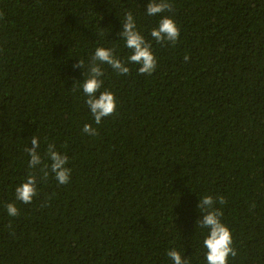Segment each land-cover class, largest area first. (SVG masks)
Wrapping results in <instances>:
<instances>
[{"label":"trees","instance_id":"16d2710c","mask_svg":"<svg viewBox=\"0 0 264 264\" xmlns=\"http://www.w3.org/2000/svg\"><path fill=\"white\" fill-rule=\"evenodd\" d=\"M149 2L0 0V264H173V248L207 264L205 195L226 200L214 207L237 251L229 264H264V0H170L156 16ZM126 12L157 58L151 75L128 63ZM162 16L175 44L150 35ZM97 47L130 69L100 65L117 103L100 125L82 91ZM32 136L45 162L49 143L68 156L67 184L29 169ZM29 172L25 204L15 189Z\"/></svg>","mask_w":264,"mask_h":264},{"label":"clouds","instance_id":"9594fccd","mask_svg":"<svg viewBox=\"0 0 264 264\" xmlns=\"http://www.w3.org/2000/svg\"><path fill=\"white\" fill-rule=\"evenodd\" d=\"M170 0H151L146 5V14L156 16L164 13L171 8ZM0 13V17H2ZM151 37L161 45L175 44L180 36V29L175 21L168 17L162 16L158 25L150 32ZM125 41V47L131 50L128 57V63L139 65L138 72L140 74L151 75L157 68V58L154 55L150 42L137 30L135 19L131 12H126L122 31L119 33ZM185 61L189 60V56L185 55ZM99 62V63H98ZM101 64H107L119 74H128L130 69L124 62L113 54L110 48L97 47L94 54L90 57L87 67V78L82 83V91L86 96L85 103L93 116L94 123L100 125L102 119L117 114V103L115 95L109 91H100L104 83L102 77L104 72ZM74 68L85 69V63L79 59ZM85 75V72H84ZM82 131L88 135H97V129L91 124H84ZM31 147L26 148V152L30 157L28 161L29 169H36L43 174L42 179H46L49 171L54 174L58 184L65 185L70 181L72 169L68 167V156L56 150L53 143H49L45 156L50 163L45 162L41 154L38 152L40 147L39 139L35 136L31 137ZM37 195V178L32 172H29L23 183L15 189L16 200L29 204ZM219 202L223 205L226 200L223 196L213 198L205 195L198 200V209H200L199 227L208 229V234L203 240V247L206 249L207 264H229V257L237 255L236 249L233 247L232 233L230 229L221 222L223 212L214 205ZM9 216H19V210L14 203L5 205ZM173 264H189L186 257H182L176 249H170L167 252Z\"/></svg>","mask_w":264,"mask_h":264}]
</instances>
